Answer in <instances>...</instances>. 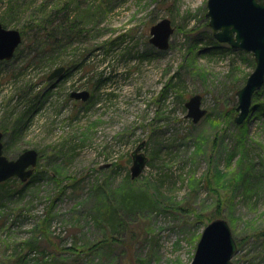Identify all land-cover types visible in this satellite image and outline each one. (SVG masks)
<instances>
[{
    "label": "rangeland",
    "instance_id": "1",
    "mask_svg": "<svg viewBox=\"0 0 264 264\" xmlns=\"http://www.w3.org/2000/svg\"><path fill=\"white\" fill-rule=\"evenodd\" d=\"M46 3L55 15L71 1L0 0V22L26 34L14 58L0 62L5 154L40 155L26 191L20 184L31 179L0 191V264H190L217 218L238 243L234 264H264V85L236 124L237 92L255 60L213 37L208 0H75L69 14L86 33L64 48L51 45L47 64L39 62L44 33L31 27L49 17L38 12ZM164 18L175 31L161 51L150 39ZM61 66L63 76L49 80ZM83 90L88 101L71 98ZM196 94L208 114L195 124L186 103ZM31 102L34 111L23 116ZM141 144L148 163L132 180ZM127 188L155 205L113 227L101 213Z\"/></svg>",
    "mask_w": 264,
    "mask_h": 264
},
{
    "label": "water",
    "instance_id": "2",
    "mask_svg": "<svg viewBox=\"0 0 264 264\" xmlns=\"http://www.w3.org/2000/svg\"><path fill=\"white\" fill-rule=\"evenodd\" d=\"M207 8L206 17L209 20L208 26L213 30V37L235 50L252 54L255 60L254 71L244 87L237 92L238 114L235 122L241 125L251 113L255 94L264 85V0H208ZM174 31L172 21L164 18L152 26L150 42L161 51L168 50ZM22 42L21 31L8 29L0 22V62L12 60ZM65 71V66L55 69L49 80L61 78ZM90 97L91 93L87 90L71 93V98L84 102ZM186 107L187 118H191L195 124L208 114V110L203 107V97L199 94L192 96ZM144 145L141 144L133 152L132 180L139 178L147 167L148 158L142 152ZM4 147V133L0 131V184L12 178L28 182L38 166L39 152L28 149L16 159H9L4 153ZM237 252L238 243L229 222L217 218L203 230L190 264H234Z\"/></svg>",
    "mask_w": 264,
    "mask_h": 264
},
{
    "label": "trees",
    "instance_id": "3",
    "mask_svg": "<svg viewBox=\"0 0 264 264\" xmlns=\"http://www.w3.org/2000/svg\"><path fill=\"white\" fill-rule=\"evenodd\" d=\"M70 1H71V4L66 3V4H64V6L60 7L59 10L55 11L54 12L55 15H52V13H51L52 11H50V10L48 12V7H49L48 3L43 4L42 7L38 10V12H40V13L45 12V15L49 16L48 18H39L38 17V19H39L38 22L40 21V23H37L34 20L33 21L34 24L31 25L32 29L38 28L39 31H42L44 33L43 38L45 39V42L47 44V46L45 45V48H43L41 51H39V52H42V55H43V56L41 54L39 55L40 56V58H39L40 63H43V60H45V59L47 61L46 64L49 62L53 63L52 59H50V57H47L50 52H53V54L55 52V50L52 51L51 45H53L57 48H64L65 46H67L68 44H70L73 41V39L75 38L74 36L77 37L79 35H83L84 33H86L85 28L80 27V25H82V23L79 24L76 19L73 20L71 18V16H70V14H72L71 6L73 4H75V0H70ZM11 8L16 9L17 7L13 5L9 8V10ZM61 13H63L64 16L63 15L60 16ZM57 18H58V20H61V22H59V24L56 27L50 26V23H53L54 21H56ZM80 21L83 22L84 20L81 18ZM21 33H22V36L24 38L26 36L25 32H21ZM229 49H231V47H229ZM17 51H19V49ZM50 54L52 55V53H50ZM41 57L45 58V59L42 60ZM31 66H32V63H29L27 65L28 68ZM168 87H169V85H168ZM32 100H34V99H32ZM35 106H36L35 103L31 102V105L27 107V110L24 112L25 115L23 114V116H29V113H32L34 111ZM259 110L262 113L261 116H264V102H263V104H261L259 106ZM23 120H26V119L23 118ZM5 150H6V148H4V153H5ZM251 171L253 172V170H251ZM252 172L249 176V178H251V179H253L255 177V174H253ZM246 174H243V176H242V179L244 180V182H245ZM35 179H36V175L34 174L31 178V182L26 183V184H20L19 183L21 186L19 189V192L22 193V191H26L27 188L30 186V184H32V182H34ZM12 180L16 181V178H12L6 182L1 183L0 184V191L1 190L4 191V189L8 186V184L10 182H12ZM245 183H247V182H245ZM248 191H249V189L246 187L245 193L248 194L249 193ZM19 192L17 193V192L6 191L5 197L6 198H8V197L13 198L17 194H19ZM132 194H135L137 197L142 198V202L137 203L136 205L132 206L131 200L129 199V197ZM249 196H251V195H249ZM118 200L119 201H118L116 206L110 207V208H108V210L101 213V216L103 217V219H109L110 222L112 223L113 227H120V226H122L123 223L126 222V220H125V217L127 215L126 213L129 214L130 212H134V211L139 210V209H148L151 207L153 208L155 205L154 201H152V199H150V197L146 194V192L138 193V192H136L135 189H132V188H127L124 191H122L120 194V198ZM100 210H97V211L100 212ZM112 240H113L112 243H119V242L124 243L123 240H120V239H112ZM101 243H103V242H100L99 244H101ZM99 244H97V245H99ZM30 249H34V246H31ZM18 264H20V263H18Z\"/></svg>",
    "mask_w": 264,
    "mask_h": 264
}]
</instances>
